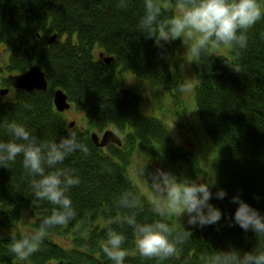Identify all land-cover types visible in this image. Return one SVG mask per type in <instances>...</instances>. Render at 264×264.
Here are the masks:
<instances>
[{"label":"trees","instance_id":"16d2710c","mask_svg":"<svg viewBox=\"0 0 264 264\" xmlns=\"http://www.w3.org/2000/svg\"><path fill=\"white\" fill-rule=\"evenodd\" d=\"M155 2L160 23L176 17V0ZM121 4L122 0H0V91L11 88L9 75L35 65L49 83L47 92L16 90L14 99L0 98V142L14 139L6 125L15 122L40 145L59 143L75 133L77 142L88 148L87 155L77 150L53 168L45 165L46 174L73 170L79 178V185L67 193L77 215L68 224L49 228L39 249L25 261L10 252L12 237L19 240L39 230L55 206L34 197L31 182L39 177L24 169L22 155L7 168L0 167V264H114L103 252L109 230L125 236V264H206L216 251L235 249L243 254L260 243L251 229L244 231L235 224L239 205L232 198L238 196L264 216V18L244 33L245 48L230 46V57L212 55L207 48L193 60L195 106L216 157L209 203L222 213L216 224L200 227L181 223L174 215H157L153 201L130 174L135 157L150 163L143 168L150 183L155 162L183 163L198 174L201 165L178 145L160 118L144 114L142 94L126 87L130 74L181 106L185 85L173 72L167 52L180 51L183 43L157 42L138 31L145 0ZM97 49L113 57L112 64L97 59ZM231 66H238L239 73ZM57 90L85 111L86 130L70 128L66 112H57L53 102ZM92 130L98 134L111 130L123 144L99 148ZM171 174L182 180L178 171ZM220 190L226 192L223 199L216 198ZM125 193L139 198V208L118 206ZM132 212L137 223L161 221L176 233L186 230L192 235L178 246L175 257L162 261L141 257L134 229L114 222Z\"/></svg>","mask_w":264,"mask_h":264},{"label":"clouds","instance_id":"9594fccd","mask_svg":"<svg viewBox=\"0 0 264 264\" xmlns=\"http://www.w3.org/2000/svg\"><path fill=\"white\" fill-rule=\"evenodd\" d=\"M121 6H125L122 4ZM179 15L167 24L158 21L159 5L155 0H145V16L139 24V32L146 38H156L165 43L180 39L183 44L194 40L187 48L193 58L211 46H238L245 48L247 37L244 35L252 26L264 18L258 0H176ZM239 33V34H238ZM232 67V66H231ZM239 73V67H232ZM7 132L14 138L12 141L0 142V167L7 168L15 162L16 157L23 156V167L28 173L39 179L31 182L32 193L39 200H47L55 206L52 214L46 217L39 230L21 237H12L10 252L18 260L25 261L35 253L45 238L49 228L63 226L76 218L77 213L67 195L68 190L80 183L73 170H58L45 173L49 168L63 163L66 157L79 150L88 154L86 145L78 143L75 133L62 138L59 143L40 145L35 137L15 122L6 125ZM24 141L16 143L15 141ZM46 149V151H45ZM150 188L153 192V211L161 216H188L189 225L216 224L221 219V211L209 203L212 192L207 183H197L187 179L178 181L170 172L157 169L151 176ZM226 192L216 193L217 199H223ZM239 207L235 211L234 222L244 231L252 230L260 243L252 252L241 254L237 250L216 251L206 258V264H264V216L244 203L238 196L232 198ZM118 206L126 209H137L140 206L138 197L125 193L118 201ZM116 223H126L134 229L135 245L141 257L166 260L178 255L180 245L191 237V232L184 230L176 233L169 224L161 221L154 223H137L136 214L114 219ZM175 233V234H174ZM103 252L114 264H125L126 250L122 248L125 236L114 231L107 232Z\"/></svg>","mask_w":264,"mask_h":264},{"label":"rangeland","instance_id":"374dc122","mask_svg":"<svg viewBox=\"0 0 264 264\" xmlns=\"http://www.w3.org/2000/svg\"><path fill=\"white\" fill-rule=\"evenodd\" d=\"M260 6L262 11H264V0H262ZM175 9L177 17L179 12L177 8ZM192 43H194V40H189L183 44L180 51L172 52V50L169 49L167 52V59L173 72L182 78L185 85L184 93L181 97V106L178 101L171 97L169 98V96L164 94L161 90L150 87L130 74L126 76V87L142 94V109L144 114L160 118L164 125L172 132L178 145L188 150L192 154V157L199 160V164L201 165V168L197 170L201 174L192 171L189 166L184 165L183 163L173 165L170 163L155 162V165L153 164L155 170L160 169L164 172L170 173L178 171L181 174L182 180L187 179L190 181H196L197 183L213 185L215 182H212L216 178L214 166L216 157L211 141L202 128L195 106V88L197 84L193 71V60L195 58L187 53V48ZM209 50L212 55L230 57V46H211L209 47ZM101 54H103L105 58H111V56L104 54L101 49L95 51L97 59L103 61L100 57ZM103 62L106 65H110L105 61ZM15 91L16 90L11 88V91L7 96L0 98H3L5 101L12 100L14 99ZM65 117L67 118L69 125L74 123V127L86 130L88 123L85 111L77 109L71 104V109L66 111ZM92 133H95V131ZM103 133H100L99 135H103ZM146 164L148 165L150 163L147 160L135 157L134 163L130 169V174L134 177L145 195L153 201V192L150 188L151 183L148 181V177H145L143 173V168ZM194 172L198 175L195 178H193V175L191 179L190 176ZM177 218L181 223L188 224L187 214ZM60 241L65 243L63 240Z\"/></svg>","mask_w":264,"mask_h":264},{"label":"water","instance_id":"95a60500","mask_svg":"<svg viewBox=\"0 0 264 264\" xmlns=\"http://www.w3.org/2000/svg\"><path fill=\"white\" fill-rule=\"evenodd\" d=\"M54 37L50 40L52 43ZM100 57L107 64H112L114 58H105L103 54ZM8 80L10 82L11 88L18 91H24L26 93L34 92H47L49 90V83L46 78L45 72L41 69L40 66H32L28 71L17 74L9 75ZM10 89H3L0 91V97H5L9 94ZM54 106L58 113H65L71 109V103L68 100V96L63 92V90H57L54 93L53 97ZM74 127V123L70 124V128ZM91 138L95 145L99 148H106L110 144H115L119 147L122 146L121 138L111 130H108L99 135L98 133H92Z\"/></svg>","mask_w":264,"mask_h":264}]
</instances>
